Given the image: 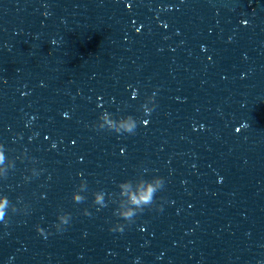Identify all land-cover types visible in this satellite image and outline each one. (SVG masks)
Segmentation results:
<instances>
[{"label": "clouds", "instance_id": "obj_1", "mask_svg": "<svg viewBox=\"0 0 264 264\" xmlns=\"http://www.w3.org/2000/svg\"><path fill=\"white\" fill-rule=\"evenodd\" d=\"M147 100H151L152 106L154 107V101L153 97L149 96L147 97ZM152 111V107L149 111H144L145 114H149ZM111 115L108 112L102 113L99 118H98V123L95 125L98 129H107L109 131H114L117 134H123L127 133L130 135H134L136 128H137V120L131 116H123L120 118H114L112 115L111 120H107V123H104L107 119V117ZM142 123L144 125L148 124V120H143ZM247 125H243V127H246ZM237 132L241 131V128L236 129ZM0 147H3V145H0ZM6 159L5 156V151H0V164H3ZM10 167H14V162L12 160ZM32 175H38L35 169H32ZM8 169L6 168L3 173H0V177H5L7 176ZM25 179H28L27 177ZM81 183H84L83 181ZM128 184L127 181L120 182L118 184V187H126ZM143 187L140 188L137 193L131 194L130 195V204L133 205V207H129L126 210H119L118 208L115 209L114 215L117 216L118 218L122 219L123 221L127 223H132L134 222V217L138 215L139 213H142L144 211L145 207H149L153 205L154 203V197L155 194L162 189L164 185V179L159 176L153 177L151 180L148 181H142ZM86 199L85 196L79 195L77 192H73L72 194V200L75 203H81ZM93 203L95 205H99L100 207H106L107 205L105 204V201L103 199V196L93 193ZM11 206V211L16 212L17 208L15 205H12L10 200L6 195L0 196V221H3L5 224L8 223V220L6 219L7 212L6 209H9ZM85 215H89L87 209L84 210ZM71 219L70 213L67 212H62L61 214L58 215L57 217V223L54 225L57 231H62L64 230V226L68 225ZM124 230V225L117 223L115 224L112 228H110V231L113 232H123ZM36 231L40 235H45V230L41 228L39 225L36 226Z\"/></svg>", "mask_w": 264, "mask_h": 264}]
</instances>
